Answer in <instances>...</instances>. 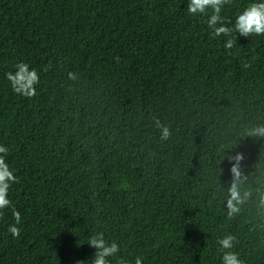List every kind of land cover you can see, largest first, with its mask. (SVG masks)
<instances>
[{"label": "trees", "instance_id": "obj_1", "mask_svg": "<svg viewBox=\"0 0 264 264\" xmlns=\"http://www.w3.org/2000/svg\"><path fill=\"white\" fill-rule=\"evenodd\" d=\"M249 2L225 4V26ZM187 4L0 0V146L17 177L0 209V264H90L95 231L119 245L111 264H221L225 234L244 264H264V137L246 135L264 125V36L214 37ZM19 62L40 75L34 97L6 78ZM238 153L253 196L229 219Z\"/></svg>", "mask_w": 264, "mask_h": 264}, {"label": "clouds", "instance_id": "obj_2", "mask_svg": "<svg viewBox=\"0 0 264 264\" xmlns=\"http://www.w3.org/2000/svg\"><path fill=\"white\" fill-rule=\"evenodd\" d=\"M230 3V0H188L187 10L189 14L195 16L197 14H206V21L211 34L214 37H231L232 33H239L243 37L251 35L264 36V0H250V2L236 14L234 26H225L224 18L220 15L225 4ZM208 10H211L208 14ZM231 23V21H228ZM236 44L235 38H229L224 42L226 49H232ZM15 72H7L6 78L10 82L12 90L24 97H34L37 94L36 85L40 83V75L35 68H30L26 62H19L13 65ZM52 67L51 64L47 69ZM67 78L75 81L78 79V73L68 72ZM156 127L160 129V139L166 140L170 136L168 127L162 124L159 120L155 121ZM247 136L264 137V125H257L247 130ZM7 148L0 146V209H4L11 205L8 198V192L11 184L17 182V177L10 170L5 160ZM234 163L231 164L230 187L227 188L226 209L229 219L239 214L242 210V205L247 203L253 196V192L249 190L241 191V184L247 180L240 167V161L243 159L242 154H236L234 157H229ZM257 204L262 216H264V182L256 189ZM14 224L8 226V232L14 238H19L21 229L17 227L21 223V216L18 211L13 209ZM235 236L225 234L219 237L216 243L221 250V264H244L239 255L231 251L234 248ZM89 246L95 248L94 258L90 264H111V257L116 256L120 251L119 245L115 241H108L101 231H95L87 239ZM77 264H84L83 261H77ZM117 264H142V258L137 256L134 262L125 261L123 257L117 260Z\"/></svg>", "mask_w": 264, "mask_h": 264}]
</instances>
